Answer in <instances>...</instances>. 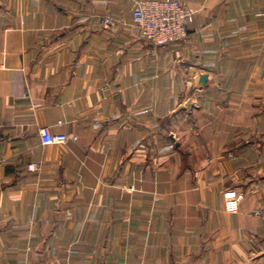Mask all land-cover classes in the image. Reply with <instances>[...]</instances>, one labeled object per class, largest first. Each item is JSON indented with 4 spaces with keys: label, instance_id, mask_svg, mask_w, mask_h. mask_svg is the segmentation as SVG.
<instances>
[{
    "label": "crops",
    "instance_id": "obj_1",
    "mask_svg": "<svg viewBox=\"0 0 264 264\" xmlns=\"http://www.w3.org/2000/svg\"><path fill=\"white\" fill-rule=\"evenodd\" d=\"M134 1L0 0V264H264V0Z\"/></svg>",
    "mask_w": 264,
    "mask_h": 264
},
{
    "label": "built area",
    "instance_id": "obj_2",
    "mask_svg": "<svg viewBox=\"0 0 264 264\" xmlns=\"http://www.w3.org/2000/svg\"><path fill=\"white\" fill-rule=\"evenodd\" d=\"M194 21V12L180 0H135L132 9V22L138 29L142 39L158 47H164L188 39L189 27ZM106 26H114L111 18L103 20ZM43 146H59L67 144L69 137L65 134H53L49 128L40 131ZM76 139V138H75ZM30 172L38 169L37 164L28 166ZM227 209L234 213L238 202L230 199Z\"/></svg>",
    "mask_w": 264,
    "mask_h": 264
}]
</instances>
